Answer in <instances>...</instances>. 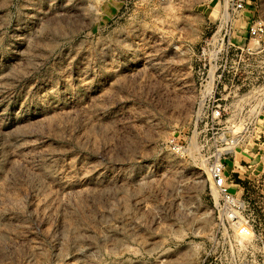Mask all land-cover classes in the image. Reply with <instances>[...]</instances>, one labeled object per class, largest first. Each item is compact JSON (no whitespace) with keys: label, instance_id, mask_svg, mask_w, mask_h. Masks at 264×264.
Listing matches in <instances>:
<instances>
[{"label":"rangeland","instance_id":"obj_1","mask_svg":"<svg viewBox=\"0 0 264 264\" xmlns=\"http://www.w3.org/2000/svg\"><path fill=\"white\" fill-rule=\"evenodd\" d=\"M252 1L0 0V264H264Z\"/></svg>","mask_w":264,"mask_h":264},{"label":"built area","instance_id":"obj_2","mask_svg":"<svg viewBox=\"0 0 264 264\" xmlns=\"http://www.w3.org/2000/svg\"><path fill=\"white\" fill-rule=\"evenodd\" d=\"M162 3L175 2L177 0H158ZM221 1V0H219ZM227 8H232L234 12L243 11L246 8V5L253 4L252 0H223ZM249 46L251 45H260L264 42V17H259L254 19L249 28ZM251 44V45H250ZM217 115H222L221 110L216 111ZM257 150L264 157V139L257 143ZM214 184L222 198L224 203L229 206L233 205L232 209L236 211L234 207L240 208V199L232 193L231 188L228 184V177L226 176L224 163H216L212 168ZM237 216V213L235 212ZM237 232L240 236L243 237H252L253 228L248 223L237 222Z\"/></svg>","mask_w":264,"mask_h":264}]
</instances>
